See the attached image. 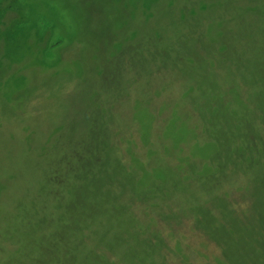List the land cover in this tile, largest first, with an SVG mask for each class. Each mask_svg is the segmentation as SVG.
<instances>
[{
    "label": "rangeland",
    "instance_id": "obj_1",
    "mask_svg": "<svg viewBox=\"0 0 264 264\" xmlns=\"http://www.w3.org/2000/svg\"><path fill=\"white\" fill-rule=\"evenodd\" d=\"M263 107L264 0H0V264H264Z\"/></svg>",
    "mask_w": 264,
    "mask_h": 264
},
{
    "label": "trees",
    "instance_id": "obj_2",
    "mask_svg": "<svg viewBox=\"0 0 264 264\" xmlns=\"http://www.w3.org/2000/svg\"><path fill=\"white\" fill-rule=\"evenodd\" d=\"M224 46H226V45H224ZM224 52H225V50L223 51V53ZM225 56H226V54H225ZM227 56H228V54H227ZM254 58H255V60H257V62H259L258 58H257V53L256 54L253 53L252 56L250 57V59L247 61V63L248 64L256 63ZM224 60L226 62V59H224ZM255 76H256V78H258V76H259L258 71H257V74H255ZM263 110H264V107H263ZM99 166H102V165H99ZM85 168H87L86 170H88L85 173V178L90 177V176H93L95 178V177H98L100 175V173L92 170L90 166H86ZM61 183H62V185H60V186L62 188H59L56 185V187H55L56 191H59V193H61L63 191L66 192L68 190L70 192L69 193L66 192V193H68L66 198H62V196L60 194L56 195V197H55L56 200L59 198V201L57 200L58 203L55 204L57 207L56 212H58L59 215L56 214V218L53 216L54 214L52 215V219H50V221L53 220L54 223L51 224L50 228H41L39 230L41 232L35 233L37 240H36L34 245L30 246L31 248H29L30 249L29 251H27V248L25 246H22L23 245L22 242H20L22 245H18V248H20V250H21L20 256H21L23 264H37L36 263L37 260L35 259V257H38L37 254L42 253L41 250L53 251V249H47V248L41 249L42 246L46 247L44 245V242H47V240H48L50 246L56 245L57 248L60 250L65 249V250H68V252L71 251L70 252L71 254L73 253L75 255V257L77 256V261H78L77 263L78 264H84V262H82L84 260L89 261L86 264H92L91 259H92L94 251L91 250V248L89 247V244L91 243L90 241H92V242L93 241H100L101 238L104 236L103 234L100 233V231H102V230L108 231V229H110V227H111V224L114 222L113 219H111L110 221L109 220L106 221L107 223H105L104 221H101L100 220L101 216L99 214L96 215V213L92 212L91 209L88 210L87 207H83V210L79 211V214H77V213H76V215L67 214V212H70V211H69V209L66 210L65 206L68 204H72V203L76 202V198L71 197V196L74 194L73 189L78 190V186H81V183H79L75 180H73V182H61ZM94 190H95V188H94ZM94 194L93 193L90 194V197H87L88 195L85 196V200L86 201L88 200L87 202H90L92 204L98 203V201H100L102 198H100L99 195L94 196ZM69 195H70V197H68ZM60 198H61V200H60ZM83 205H84V203H83ZM83 205H80V206H83ZM106 206H108V205H106ZM77 207H78V205H77ZM107 208H109V207H107ZM107 215H108V213H106V216ZM70 218L76 220L78 225L75 229L76 232H74V235L70 239H67V241H66L63 239L65 237H63L60 234L58 227L60 225H65L66 222L70 221ZM61 223H63V224H61ZM41 239L43 241H41ZM68 241H70L72 243V245ZM32 252L34 253V256L31 255ZM26 261H28V262H26ZM52 262H53L52 264H67L66 261H64V258H62V257L55 258Z\"/></svg>",
    "mask_w": 264,
    "mask_h": 264
}]
</instances>
